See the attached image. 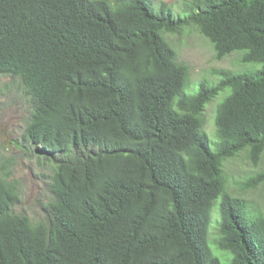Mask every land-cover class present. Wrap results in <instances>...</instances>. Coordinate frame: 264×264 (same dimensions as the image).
Listing matches in <instances>:
<instances>
[{"label": "trees", "instance_id": "trees-1", "mask_svg": "<svg viewBox=\"0 0 264 264\" xmlns=\"http://www.w3.org/2000/svg\"><path fill=\"white\" fill-rule=\"evenodd\" d=\"M0 0V76L30 118L16 149L48 178L43 217L17 211L0 177V264H264V216L226 193L227 160L264 155V69L223 71L186 93L190 68L165 38L193 27L222 61L264 63V0ZM217 110V149L204 129ZM264 183V170L245 181ZM227 264V263H226Z\"/></svg>", "mask_w": 264, "mask_h": 264}, {"label": "rangeland", "instance_id": "rangeland-1", "mask_svg": "<svg viewBox=\"0 0 264 264\" xmlns=\"http://www.w3.org/2000/svg\"><path fill=\"white\" fill-rule=\"evenodd\" d=\"M190 1L152 0V3L156 8L164 5L171 8L176 16L186 17V4ZM165 38L175 50L177 62L190 68L189 86L185 88L189 94L197 93L200 83L205 80L212 85L218 84L223 71L244 73L264 69V63H243L241 52L218 61L209 40L193 27L184 28L175 34H165ZM19 83L17 79L0 76V177L17 183L22 196L17 211L39 221L43 217L42 204L49 194L46 185L48 178L43 175V168L37 161L23 159L22 153L16 149V142L22 139L30 118L29 102L23 96ZM228 94V91L220 93L205 109L204 129L209 134L213 149H217L220 143L215 127L217 110ZM263 170L264 155L255 165L247 151L227 160L224 166L226 193L245 201L251 215L255 216H264V183L252 188L245 186V181ZM220 201L218 199L212 209L209 239L216 254L222 256L225 264H230L228 256L217 250Z\"/></svg>", "mask_w": 264, "mask_h": 264}]
</instances>
